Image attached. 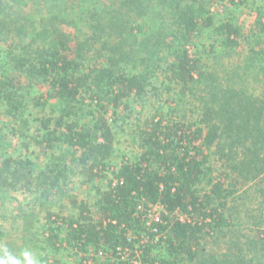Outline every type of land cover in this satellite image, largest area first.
<instances>
[{
	"label": "trees",
	"instance_id": "16d2710c",
	"mask_svg": "<svg viewBox=\"0 0 264 264\" xmlns=\"http://www.w3.org/2000/svg\"><path fill=\"white\" fill-rule=\"evenodd\" d=\"M79 1L0 0V194L34 197V207L46 213L49 246L65 243L82 255L80 264L100 250L107 254L103 263L116 264L119 246L134 247L128 233L149 237L140 251L151 264H264V209L254 223L251 258H201L204 237L236 232L238 215L228 206L238 185L254 183L264 199V0ZM217 4L258 10L256 39L243 34L234 16L216 20L210 6ZM31 6L42 9L39 21L24 14ZM64 26L88 33L72 45ZM205 30L215 36L212 51L218 46L229 54L245 43L244 62L222 74L206 70L194 51ZM159 77L167 92L177 86L181 97H193L199 120L190 124L155 109L133 132L140 153L98 189L97 210L84 205L77 218L52 212L50 199L65 196L73 175L103 178L120 129L109 113L127 110L128 102L145 104ZM8 135L21 147H38L44 167L29 155L8 156ZM213 157L224 168L217 178ZM150 204L167 212L154 243L157 234L138 210ZM21 217L34 220L36 210Z\"/></svg>",
	"mask_w": 264,
	"mask_h": 264
},
{
	"label": "rangeland",
	"instance_id": "374dc122",
	"mask_svg": "<svg viewBox=\"0 0 264 264\" xmlns=\"http://www.w3.org/2000/svg\"><path fill=\"white\" fill-rule=\"evenodd\" d=\"M1 1L5 2V0ZM63 1L68 6L78 5V2H80L79 0ZM109 2L111 0H106L107 4ZM40 9L38 10V6H31L25 10L24 14L30 20L39 21L41 16ZM210 11L216 20L229 17L230 15L234 16L236 22L242 28L243 34L251 36L250 38L253 40L256 39L252 37L251 33L254 30L257 33L259 32L255 27V22L258 19V10H252L251 7L245 5L233 7L217 4L211 5ZM63 29L71 36L72 45H77L75 37L79 36L82 38V34H85L86 31L88 33V30L83 26L80 28L64 26ZM214 41L215 36L210 33V30H205L196 40L199 50L194 49L195 52H199L198 56L202 58V64L209 72L215 71L222 74L227 68L241 65L248 55V47L245 43L229 54L218 46L212 51L211 44ZM87 66L92 69L95 63H87ZM163 80L162 77L155 80V91L150 92L145 99V104L142 102H128L129 107L127 110L122 107L116 116H113L112 111L109 113L110 123L115 124L114 119L117 118L119 120L117 127L120 126L116 151L111 159V167L103 173V178L99 180H91L81 173L73 175L64 188L65 196H61V193H54L50 199V203H54L52 212L69 218H77L80 208L84 205L89 206L93 211L97 210L98 189H106L109 182L115 180L114 172L122 164L134 160L140 153V148L133 136V132H135L137 126L143 124L152 112L154 113L155 109L162 106L164 111L172 112L173 118L190 124L199 120L193 111L196 104L193 97H181L177 86H173L172 91L167 92L165 86L161 85ZM157 87L159 88L158 90H156ZM38 91L40 90L38 89ZM45 113V110L42 111L38 117L44 116ZM1 121L3 122L4 119L0 116ZM1 128L2 123H0ZM5 144L9 145L4 151L8 156L29 155L36 163L38 169L44 167L47 157L38 147L34 145H31L29 149L21 147V144L18 143L13 135L6 137ZM72 157L69 155L66 161H72ZM211 168L214 170L213 176L215 178L219 177L224 169L222 163L217 161L216 157L211 160ZM226 182L228 186L229 180ZM256 186L254 183L245 186L238 185V192L230 198L228 206L232 212L238 215L236 217V232L229 233L225 237H204L202 246L205 248V253L201 258L206 256L221 258L226 254L234 259L245 255L248 258L253 256L254 251L249 246L256 239L257 228L254 223L264 209V202H262L264 199L259 197L258 187ZM33 198L22 192L0 194V264H80L82 255L77 254V250L66 246L65 243H58V249L56 250L49 246L47 234H45L46 213L40 211L38 207H34ZM32 210H36V218L34 220L29 219L26 221L21 217L22 212H32ZM27 227L31 228L30 232L26 230ZM104 259V257L100 258L98 263L105 264L103 263ZM199 262L200 259L194 262L183 261L182 264H199Z\"/></svg>",
	"mask_w": 264,
	"mask_h": 264
},
{
	"label": "built area",
	"instance_id": "2783aa9c",
	"mask_svg": "<svg viewBox=\"0 0 264 264\" xmlns=\"http://www.w3.org/2000/svg\"><path fill=\"white\" fill-rule=\"evenodd\" d=\"M138 210L143 213V220L146 223V226L151 228V232L157 234L156 239L153 241L157 242L159 239V230L157 225L164 223V215L167 213L165 207L162 204H150L148 207L140 206ZM177 217L181 221H186V216L181 213H176ZM136 240H140L139 243L135 244ZM127 241L130 244H134V247L130 246H119L116 249L117 258L113 259V263H117V260L121 262H128L129 264H151L149 262H145L141 257V246L149 243L150 239L148 236L143 235H134L132 233L127 234ZM106 252L103 250L98 251L96 254H93L92 257L87 259L84 264H95L96 258H106Z\"/></svg>",
	"mask_w": 264,
	"mask_h": 264
}]
</instances>
